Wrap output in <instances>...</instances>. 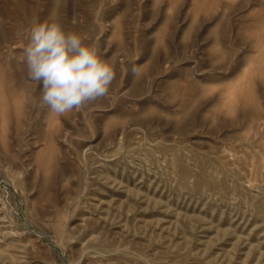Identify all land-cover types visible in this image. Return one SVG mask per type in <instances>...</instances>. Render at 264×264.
<instances>
[{"label": "rangeland", "instance_id": "1", "mask_svg": "<svg viewBox=\"0 0 264 264\" xmlns=\"http://www.w3.org/2000/svg\"><path fill=\"white\" fill-rule=\"evenodd\" d=\"M34 21L107 96L34 106ZM0 264H264V0H0Z\"/></svg>", "mask_w": 264, "mask_h": 264}, {"label": "clouds", "instance_id": "2", "mask_svg": "<svg viewBox=\"0 0 264 264\" xmlns=\"http://www.w3.org/2000/svg\"><path fill=\"white\" fill-rule=\"evenodd\" d=\"M23 56L28 79L40 85L34 106L56 115L107 96L116 78L115 58L102 59L97 43L55 22H33Z\"/></svg>", "mask_w": 264, "mask_h": 264}, {"label": "bare ground", "instance_id": "3", "mask_svg": "<svg viewBox=\"0 0 264 264\" xmlns=\"http://www.w3.org/2000/svg\"><path fill=\"white\" fill-rule=\"evenodd\" d=\"M44 235H45V233H44ZM46 236V235H45Z\"/></svg>", "mask_w": 264, "mask_h": 264}]
</instances>
